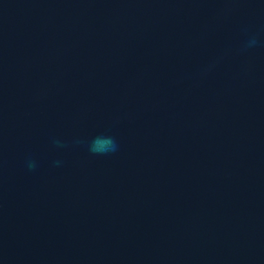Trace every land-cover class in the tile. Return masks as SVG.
<instances>
[{"label":"water","instance_id":"obj_1","mask_svg":"<svg viewBox=\"0 0 264 264\" xmlns=\"http://www.w3.org/2000/svg\"><path fill=\"white\" fill-rule=\"evenodd\" d=\"M0 264H264V0H0Z\"/></svg>","mask_w":264,"mask_h":264},{"label":"clouds","instance_id":"obj_2","mask_svg":"<svg viewBox=\"0 0 264 264\" xmlns=\"http://www.w3.org/2000/svg\"><path fill=\"white\" fill-rule=\"evenodd\" d=\"M257 44V40L255 37L251 38L245 48L252 47ZM118 148V145L113 137L106 136H98L93 139L91 144L89 145V151L96 155H107L110 153H114ZM27 167L32 170L36 167L35 162L29 159L27 161Z\"/></svg>","mask_w":264,"mask_h":264}]
</instances>
